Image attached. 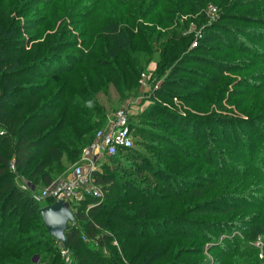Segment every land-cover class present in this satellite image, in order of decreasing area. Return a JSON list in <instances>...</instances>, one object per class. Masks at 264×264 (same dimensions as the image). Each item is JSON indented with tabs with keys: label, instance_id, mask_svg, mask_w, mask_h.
<instances>
[{
	"label": "trees",
	"instance_id": "1",
	"mask_svg": "<svg viewBox=\"0 0 264 264\" xmlns=\"http://www.w3.org/2000/svg\"><path fill=\"white\" fill-rule=\"evenodd\" d=\"M104 3L110 20L100 26L99 56L89 60L84 54L68 63L65 53L76 46L74 37L69 38L70 20L87 23ZM209 3L223 8L213 22L206 14ZM193 20L203 21V36L189 49L194 33L185 31ZM123 23L129 28H118ZM170 25V34L181 37L160 45L154 81L206 68L211 58L201 52L211 49L205 47L210 32L237 40L227 51L244 56L237 60L235 53L228 66L224 60L231 53L223 54L224 60L210 68L222 74L230 67L240 75L234 87L257 80L263 84L252 88L264 89V74L254 70L264 62L252 58L255 48L244 43L258 38L264 55V0H0V264H262L254 241L264 234V111L239 121L213 113V94L228 86L220 75L202 87L211 96L199 94L196 100V110L205 116L178 119L165 112L154 95L172 98L174 80L163 82V94L157 90L150 96L148 107L158 109L157 114L147 110L140 116L149 119L155 134L128 116L133 145L139 136L140 142H158L152 147L158 151L173 149L160 155L166 164L146 165L155 190L143 189L136 178L133 182L96 172L104 199L84 200L74 224L68 223L65 245L50 236L41 219L40 209L53 200L33 199L34 188L57 180L107 124L99 94L113 87L125 103L136 97L152 41L167 37L161 33ZM22 29L35 36L26 41ZM45 29L54 32L25 50ZM83 63L88 74L72 83L70 74ZM231 123L248 132L221 127ZM183 143L188 149L178 146ZM132 148L107 159H118ZM12 161L15 171L10 170ZM22 179L34 188L22 189ZM211 243L212 262L204 255ZM62 250L68 253L67 262Z\"/></svg>",
	"mask_w": 264,
	"mask_h": 264
},
{
	"label": "rangeland",
	"instance_id": "2",
	"mask_svg": "<svg viewBox=\"0 0 264 264\" xmlns=\"http://www.w3.org/2000/svg\"><path fill=\"white\" fill-rule=\"evenodd\" d=\"M231 1V0H229ZM213 7L216 9V15L218 12L221 13L222 7H219L217 4L209 3L208 8ZM120 11H123L124 8L121 7L119 9ZM208 12V9L206 11V14ZM109 13L107 4L104 3L103 5H100L93 17L87 22H80L79 19H72L70 20V23L72 24L69 27L70 31V37H74V41L76 43V46L72 49L67 51L65 54L68 55V63H72L75 61V59L79 58L80 55L86 54L88 56L87 58L90 60L91 58L97 57L100 54V42L101 38L103 37L102 34H99L100 26L104 28V25L109 22V18L107 17V14ZM125 13V11H124ZM184 18L187 16H183ZM208 19V18H207ZM210 19V18H209ZM214 19H210V22H213ZM22 20V24L25 23ZM209 22V23H210ZM30 24V23H28ZM203 21L197 22V20H193L189 25L187 31L185 33H194V39L193 41L196 42L195 45L190 44L189 49L195 48L198 44L199 39L203 36V32H201ZM174 25H170L168 27H164L165 29H162L161 34H167V37L161 36L158 41H152L153 42V53L150 58V61L146 63V67L144 68L145 71H147L148 75L147 78L144 79L143 83L139 82L140 88H138V91L136 92L135 98H130L127 103L124 102L122 98H120L116 92V90L113 87L109 88L108 94H99V100L106 108V119L108 120L112 119L114 114L119 109H125L128 112V115L130 116V119L133 118V122L138 123L139 125L144 128V130L148 132H153L155 134L156 130L152 129L150 130L149 127V119H146L142 116L144 113L149 110V112L156 113L158 112V109H153L151 107H148L150 104V96L152 97L155 91L159 90L160 94H163L166 89L162 87L163 82H170L172 80L174 84V92L172 94V98L168 99H162L161 97H158L154 95V99H156L161 105H163L165 108V112H174L176 114V117L180 119V116L185 117L187 114H191L194 116H205L206 113H199L196 110V100L198 98L199 94H205V96H211V94L206 93L204 90V86H207L208 82L212 80L213 78H216V76L220 75V78L224 80V82H227V89L223 88L219 92H215L213 94L214 101L216 102L212 106V112L216 115H220L222 117H226L229 120L232 121H239L246 119L249 113L259 114L264 111V89H255L252 88L253 86H258V84H263L262 81H252L251 83H247L248 85H244L243 87H234L238 83L239 76L236 73H233L231 71V68L229 67V72H224L222 74H218V71L215 69L210 68L212 62H220L221 60H224L223 54L231 53L230 58H228L226 61L224 60V63L229 66V63L226 62H232L231 60L234 59L235 53L233 50L227 51L228 44H237V40L234 41V39H228L226 40L222 34L218 35V33H207V44H205L206 48L211 47V49H208L205 52H201V56L210 57L211 59H208V63L206 65L208 67V70L206 68L200 69L199 72H194L195 75L189 76L186 75V73H176V75H163L161 78H158L154 81L152 73L154 72V69L156 67V63L159 60L161 48L160 45H162L163 42H166L168 39H173L174 41L177 40L179 35L173 37L170 34L171 28H173ZM125 27L124 23L120 26L118 25V28ZM135 28V27H134ZM42 30V28L40 29ZM84 31L86 32V35L84 36ZM54 31L45 29L42 32V38L40 40H34L30 43H26L25 50H28L31 46H35L36 44H39L43 38L46 35L53 34ZM33 31H25L21 30L20 36H24V39L30 40L29 36H35L33 35ZM232 35V32L229 33ZM218 35V36H217ZM228 37H231V36ZM227 37V38H228ZM216 38V39H215ZM222 38V39H221ZM233 38V37H232ZM236 39L238 37L236 36ZM192 41V42H193ZM262 41V39H261ZM245 44H250L253 48H255V51L257 55L252 56V58L259 59L262 62H264V55H260V48L261 42H258V38H255V40L250 39ZM264 52V49L262 50ZM200 53V52H199ZM198 53V54H199ZM237 54V53H236ZM237 60L244 58L242 54H237ZM214 60V61H213ZM254 70L257 74H264V64H258ZM88 74V69L84 68V63L82 65H78L75 67V71L70 74L71 78L70 81L74 83L77 80L84 79V75ZM188 74V73H187ZM196 74H200V78L196 76ZM69 75V76H70ZM182 76L180 79L178 77ZM141 78V75L139 76V80ZM261 82V83H260ZM152 83H154V86H151ZM251 86V87H250ZM162 87V88H161ZM200 87V88H199ZM238 88V89H236ZM199 92V93H197ZM236 92V93H235ZM238 93V94H237ZM150 108V109H149ZM170 110V111H168ZM160 116V113H159ZM160 119V117H157L154 119L153 122H157ZM232 126H235L239 131L244 130L245 132H248V130L243 127L242 125H236V124H223L221 125L224 129H231ZM157 132H161L158 130ZM136 143L134 142L133 148L126 152L123 156L119 155L120 157L118 159H112L109 160L107 157L102 158L98 174H106L107 172L115 174L116 176L126 177L129 179V181L136 182L134 178L138 180L139 184L143 189H146L147 187L151 190L156 189L155 181L150 177V174L148 173V170L145 169L147 164H150L152 167H156L158 165L166 164V159H160V155H164L165 152H173L172 148H168L167 146L163 149L164 152L158 151L155 149L157 146H159L158 142L151 140H143L139 136L135 137ZM134 140V141H135ZM180 147H183L185 149H188L186 146V143H183L181 145H178ZM155 147V148H152ZM155 159V160H154ZM72 163L67 165L66 169L58 175L57 179H62L66 177L73 166L76 164ZM111 168V171L109 169ZM22 181H26L25 179H22ZM27 182V181H26ZM34 187L32 186V189ZM44 186H38L35 189V192H38L42 190ZM44 201V200H43ZM234 233H238L234 232ZM264 233V232H263ZM240 236H243V232L239 231ZM221 240V239H220ZM264 242V234L262 236H259L254 241V245L260 246L261 243ZM213 243L208 244L205 246V249H207L204 253L206 260L212 262V255H210L208 249L210 246H212ZM256 246V247H257ZM262 250L263 246H262ZM262 251V252H263ZM264 254V252H263ZM37 256L33 257L32 262L36 263ZM264 260V258H263ZM264 264V261L262 262Z\"/></svg>",
	"mask_w": 264,
	"mask_h": 264
},
{
	"label": "built area",
	"instance_id": "3",
	"mask_svg": "<svg viewBox=\"0 0 264 264\" xmlns=\"http://www.w3.org/2000/svg\"><path fill=\"white\" fill-rule=\"evenodd\" d=\"M207 14L210 19H214L216 9L209 7ZM192 44L195 45L196 42L193 41ZM147 75V71L142 72L139 82L143 83ZM128 116L127 110L119 109L103 128L95 132L93 140L83 148L79 160L70 173L65 178L53 181L38 192L32 191L33 199L36 201L52 199L53 202L62 200L74 215L86 199L93 198L101 202L104 199V191L95 182L94 175L99 170L102 158L112 157L119 150L133 146V135ZM0 133L2 134V131ZM10 170L15 171L14 161L10 164ZM21 187L32 190L31 184L26 181H22ZM83 211L87 212V208ZM71 224H74V221ZM257 247L260 249L259 257L264 258L262 245ZM61 255L65 262L69 260L66 250H62Z\"/></svg>",
	"mask_w": 264,
	"mask_h": 264
},
{
	"label": "water",
	"instance_id": "4",
	"mask_svg": "<svg viewBox=\"0 0 264 264\" xmlns=\"http://www.w3.org/2000/svg\"><path fill=\"white\" fill-rule=\"evenodd\" d=\"M41 219L47 232L59 243L65 245V231L68 223L75 220L74 214L62 200H57L40 209Z\"/></svg>",
	"mask_w": 264,
	"mask_h": 264
},
{
	"label": "clouds",
	"instance_id": "5",
	"mask_svg": "<svg viewBox=\"0 0 264 264\" xmlns=\"http://www.w3.org/2000/svg\"><path fill=\"white\" fill-rule=\"evenodd\" d=\"M91 102H89V104H90Z\"/></svg>",
	"mask_w": 264,
	"mask_h": 264
}]
</instances>
